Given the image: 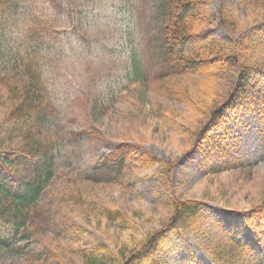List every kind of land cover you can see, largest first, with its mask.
<instances>
[{
	"label": "trees",
	"instance_id": "16d2710c",
	"mask_svg": "<svg viewBox=\"0 0 264 264\" xmlns=\"http://www.w3.org/2000/svg\"><path fill=\"white\" fill-rule=\"evenodd\" d=\"M260 1L264 7V0ZM207 5L208 0H169L160 22L159 51L163 63L158 69L159 89L170 98L181 100L187 107V124L193 144L210 146L214 134L224 127L236 102L249 96L250 90L258 89L264 143V53H256L257 40L264 43V28H257L254 34L236 40L219 38L214 35L215 27H222L234 35L239 22L226 7L210 15ZM214 20L218 21L217 25ZM221 75L236 77L235 85L226 84L220 91ZM21 87L4 82L0 89V108L5 110L0 125V193L3 196L0 240L3 243H7L26 221L30 220L32 224L35 220L48 221L52 215L50 209L35 205L43 181L52 174L53 155L32 143L34 137L41 135L44 117L34 114L31 103L16 108ZM172 114L176 115L177 110L174 109ZM6 117L7 124H4ZM137 150L138 145L122 141L107 154L97 174L111 178L130 169L138 174L160 175L161 189L166 193L164 226L140 232L136 219L140 218L141 210L133 207L125 211L118 205L87 196L82 188L76 187L67 203L83 210L111 245L100 242L73 219L66 218L62 223L67 242L52 243L51 251L43 259L23 253L25 264L55 261L65 264H170L161 254L170 244L169 234L200 228L203 224L201 202L182 200L177 196L172 182L176 162L161 160L145 149L138 154ZM210 151L219 156L223 167L227 165V154V160L230 158L235 166L242 165L225 147L211 146ZM208 167L216 169L211 166L209 156L203 164L206 171ZM234 211L242 215L255 233L252 238L245 239V233L227 228L225 234L207 249L213 264H264V247H258L260 241L257 239V236L264 239V197L253 196L249 198V205H240ZM35 216L39 219H34ZM128 245L131 247L126 251Z\"/></svg>",
	"mask_w": 264,
	"mask_h": 264
},
{
	"label": "rangeland",
	"instance_id": "374dc122",
	"mask_svg": "<svg viewBox=\"0 0 264 264\" xmlns=\"http://www.w3.org/2000/svg\"><path fill=\"white\" fill-rule=\"evenodd\" d=\"M223 7L234 13L239 28L231 35L217 26L214 29L215 36L236 40L254 34L257 28H264V7L260 0H208L207 11L210 15L217 14ZM160 22L161 17L156 23L158 33ZM213 23L217 25L218 21L214 20ZM159 53V58L150 57L147 61L152 64L151 68L145 70L141 66L128 78L118 100L119 107H115L111 115L104 114L112 133V143L103 150L96 164L84 168L77 160L60 161L53 156L52 174L43 181L35 200L37 207L50 209L52 215L48 221L35 220L32 224L28 220L16 229L7 243L0 240V264H25L23 253L45 258L52 249V243L67 242L62 223L66 218L73 219L100 242L111 245L83 210L67 203V198L76 191V187L82 188L87 196L96 197L103 203L118 205L125 211L133 207L141 210L140 218L136 219L140 232L164 226L166 193L161 189L160 175L138 174L130 169L111 178L97 174L107 154L122 141L138 145V154L145 149L161 160L176 162L172 182L177 196L182 200L201 202L203 224L200 228L169 234L170 244L161 253L168 263L213 264L207 249L225 234L227 228L232 227L236 232L245 233V239L252 238L255 231L234 209L240 205H249V198L253 196L264 197L260 92L253 89L249 96L239 99L228 113L224 127L212 138L211 146L225 147L231 156L235 155L242 163L235 166L234 161L230 158L227 160V154V165L223 167L219 156L210 151V144H193L190 126L187 124L189 115L184 103L170 98L159 89L158 69L163 63L162 53ZM256 53H264L261 40L256 42ZM4 82L17 84L14 79L0 78V89ZM235 83L236 77L221 75L219 90L222 91L226 84L232 87ZM174 109L177 110L176 115L172 114ZM4 115L5 110L0 108V125ZM208 156L215 170L208 167L206 171L203 168ZM2 197L0 193L1 203ZM35 218L39 219L37 216ZM257 239L260 241L258 247H264V239L259 236ZM130 247L128 245L126 251ZM51 264L65 263L55 261Z\"/></svg>",
	"mask_w": 264,
	"mask_h": 264
},
{
	"label": "clouds",
	"instance_id": "9594fccd",
	"mask_svg": "<svg viewBox=\"0 0 264 264\" xmlns=\"http://www.w3.org/2000/svg\"><path fill=\"white\" fill-rule=\"evenodd\" d=\"M169 0H0V78L44 123L32 143L87 168L110 147L128 78L159 58L156 23ZM8 117L3 121L7 124Z\"/></svg>",
	"mask_w": 264,
	"mask_h": 264
}]
</instances>
